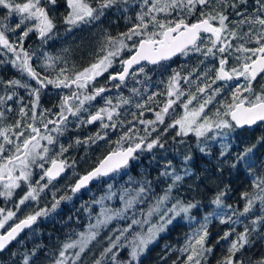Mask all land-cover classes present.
Masks as SVG:
<instances>
[{
    "label": "snow or ice",
    "instance_id": "obj_1",
    "mask_svg": "<svg viewBox=\"0 0 264 264\" xmlns=\"http://www.w3.org/2000/svg\"><path fill=\"white\" fill-rule=\"evenodd\" d=\"M57 2L58 0L21 2L0 0V8L7 10L0 16V66L10 64L21 77L4 79L0 76V197L11 200L17 189L22 185L27 187V191L14 202L15 210L0 207V252H3L25 229H31L40 217L54 211L60 200L71 198L61 196L56 199L53 194L54 202L51 209L38 207L41 193L66 168L75 166L74 160L69 163L67 158H62L68 148L59 144V138L72 128L99 122L100 131L83 140L76 138L75 144L78 145L106 140L108 130L115 131L118 127L124 129L123 134L115 141L116 148L100 159L91 171L80 176L72 186L71 191L76 193L90 181L126 168L139 151H150L156 146L163 148L164 144L161 143L159 134L151 140L148 138L152 132L157 131V125L165 124V119L170 118V110L175 111L174 105L182 107L183 113L172 119L164 132L168 129H178L176 133L178 136L192 133L197 138L215 139L227 137L237 128L264 122V84H261L259 89L254 87L257 77L264 80V0H251V3L250 0H66L68 12L63 17V23L69 26L67 30L100 21L110 10L121 14L133 10L135 22L127 31L115 35L105 30L95 52L94 61L79 70L70 69L66 61L64 67L55 70L54 65L60 58L47 55L44 67L53 69L56 73L54 77H50L43 75L33 66L34 54L25 47L24 41L33 33L43 43L55 35L56 22L49 14V10L54 9ZM13 16L17 17L14 21ZM193 16H196V19L189 22ZM10 33L16 34V42L10 40ZM125 52L130 53L127 58H123ZM190 53H199L205 60L213 58L212 68H206L195 80L192 79V75L197 69H193V72L186 76L174 72L167 81L165 92H153L135 103V108L141 110L140 114L138 116L136 112H132L133 119L127 121L128 126L125 127L120 109L124 105H132V98L121 95L114 103V98L108 95L111 88L107 84L98 86V78L108 73L106 79L111 83V87L120 89L129 78L135 80L141 73L147 78L142 62L157 65L177 54L187 56ZM117 61L120 70L110 72ZM200 63L203 64L204 61ZM209 72L212 73L211 76ZM241 78L244 83H236L234 87L228 89L229 98L218 102L220 107H216L213 119L205 111L206 108L225 91L229 82H239ZM181 80L185 84L191 82L190 87L182 88ZM218 81L222 83L213 88ZM49 85L67 90L59 94V103L53 106L55 111L52 108H42L40 104L41 93ZM191 85L195 86L194 90ZM18 89L26 91L27 103ZM131 92L136 96L142 95L135 87ZM160 95L167 97L162 106L156 99ZM151 104H156L159 110L150 107ZM145 111L153 112L155 119H141ZM14 112L12 122L6 123L9 115ZM136 123L145 125L143 136L139 135L141 129L136 127ZM209 133L213 134L212 137H208ZM258 142L264 143V137ZM57 145L58 152L54 150ZM229 148L230 144L223 146L220 153L221 163L218 166L227 164L230 169L238 167L246 169L253 177L252 188L241 193V199L244 201L242 209L225 204L226 189L216 194L210 201L215 208L203 216L199 226L178 250L184 256L181 264H206L207 256L213 251V247L208 245L209 224L213 218L222 224H236L240 222L241 217L249 215L254 217L251 220V227L245 225L242 232L236 233L235 239L230 242L227 249L228 254L219 261V264H246L237 253L251 242L250 232H254L257 226L264 225V166L259 172L255 171L256 165L252 159L255 144L232 152L230 159ZM204 150L201 148V151ZM50 152L52 155H49ZM45 163L50 166L45 168ZM34 167L42 170L39 180L35 182L32 181ZM188 174L189 170L185 169V175ZM162 175L171 176L172 183L147 213L148 217L154 212L159 213V222L150 224L146 231L135 232L130 245V259L117 261V254L113 253V249L120 243L121 238L125 237L133 225L150 223L149 220L133 218L126 228L117 230L119 235L114 240L111 236L108 237L110 246L101 252L100 258L96 259L94 264H102L108 253H113L111 259L115 264H133L134 261L139 264L140 255L176 217L183 214L186 218L195 219L191 212L192 209L199 207L198 203L191 201L185 203L179 197L175 198L170 206L161 210V205L172 199V191L184 179L174 170L164 172ZM147 190L141 186L135 195H130V191L124 189V194L120 196L124 201L123 207L120 209L102 207L96 222L89 223L86 231L77 233V238L69 237L63 242L50 264H84L82 256L89 250L93 241L97 240L100 229L114 219L125 218L128 210L141 202ZM114 195V192H110L96 203L103 204ZM29 202H36L37 208L24 215L23 210L30 206ZM18 213L23 218H18ZM234 232V228L225 231L220 239L227 240ZM37 250L22 253V264H32ZM247 264H251V260ZM256 264H264V259L257 261Z\"/></svg>",
    "mask_w": 264,
    "mask_h": 264
},
{
    "label": "trees",
    "instance_id": "obj_2",
    "mask_svg": "<svg viewBox=\"0 0 264 264\" xmlns=\"http://www.w3.org/2000/svg\"><path fill=\"white\" fill-rule=\"evenodd\" d=\"M6 11L0 8V16H3ZM67 12L66 0H58L55 8H50L49 10V13L67 14ZM195 19L196 16H193L189 22ZM61 20L63 23V19ZM133 22H135V11L129 10L126 14H121L115 10H110L100 21L93 24L81 25L80 27L72 28L68 32L67 27H63L61 30L63 38L66 36L70 38L75 33L81 36L78 42V47L81 49H76L75 51L74 48H69L74 38L68 43L65 42L70 39H63L60 52L62 67H64L65 61L70 69L75 62L89 63L94 61L90 56L94 51V46H99L105 30L115 35L119 32L127 31L129 28L127 25ZM188 57L190 73L193 72V69H197L194 74L198 76H201V73L206 68H212L213 66V58L211 57L205 60L199 53H190ZM202 60L204 61L203 64L200 63ZM209 74L210 76L212 75L211 72ZM168 80L169 76L164 80H159L158 77V83H163L164 85V90L159 91V93L166 91L165 87ZM236 83L239 82H230L224 93L230 96L228 89L234 87ZM261 84H264V80L259 77L254 87L259 89ZM160 97L165 98L166 95H160ZM133 101L137 102V99L134 98ZM136 110L132 108L133 112H136ZM137 111L140 113V110ZM14 117L9 115V120L6 123H11ZM236 132L235 138L233 137L231 141V148L228 150L229 159L232 152L255 144L252 159L256 165L255 171L259 172L261 167L264 166V143L258 142L264 137V125L259 124L256 128L238 130ZM160 140L164 146L167 143L170 144L168 137H161ZM189 145L190 153L188 157L190 159L186 161H182V156H179L180 159H177V156H173L171 159L170 149L169 161H173L172 166L165 164L160 151L157 150L152 157L148 156L147 167L142 173V177L137 178V181L144 183V187H146L145 183L149 182L155 189L162 190V185L169 186L172 183L171 176L162 175L163 171L171 172L174 167L176 173L184 177L183 181L179 182L178 186L172 191L174 198L179 197L185 203L191 201L199 205L198 208L192 209L191 212V216L195 219L186 218L181 214L180 218L168 225L164 232L158 236L139 258V264H173L174 261L176 264H181L184 256L178 250L184 246L186 238L191 235L192 231L199 226L203 216L215 208V205H212L210 201L215 198L216 194L226 189L225 204H231L242 209L244 201L241 199V193L250 191L252 188L253 177L246 169L241 167L230 169L227 164L222 167L218 166L221 163L220 153L223 151L220 145L214 144L199 147L196 145L193 136H189ZM201 148L205 150L201 151ZM185 169L189 170L188 175H185ZM130 172L133 175L138 174L134 167L130 168ZM107 181L109 180L106 179L105 182ZM122 181L123 179L119 178L115 183ZM102 193V183L95 185L92 200L98 198ZM151 200L152 198H149L147 202H151ZM3 201V197H0L1 207L12 208V206ZM61 202L64 205L63 210L57 212L56 217L51 218L50 221L40 217L31 232L21 234L6 251L0 253V264H22V253L31 252L33 249L38 250L33 257L32 264H50L62 243L69 237L73 238L76 229L80 227V220L82 218L86 220L90 216V212H88L89 199L86 196L71 197L70 199H63ZM23 211L24 215L30 213L28 207ZM226 211H230V209H226ZM92 212L94 215L96 208H92ZM17 217L22 218L23 216L18 213ZM249 217L251 220L254 218L251 215ZM245 225L251 227V222L249 219H243V217L236 224H222L218 219L213 218L209 224L210 236L208 238V245L213 247V251L207 256L206 264H219V261L228 254L227 249L230 246V242L235 239L236 233L244 230ZM233 228L235 232L232 236L227 240L220 239L225 231ZM250 241L241 252L237 253V256L244 259L246 264L249 260H251V264H256L257 261L264 259V225H259L254 232H250ZM104 264H115V262L106 259ZM133 264H136V262L134 261Z\"/></svg>",
    "mask_w": 264,
    "mask_h": 264
},
{
    "label": "flooded vegetation",
    "instance_id": "obj_3",
    "mask_svg": "<svg viewBox=\"0 0 264 264\" xmlns=\"http://www.w3.org/2000/svg\"><path fill=\"white\" fill-rule=\"evenodd\" d=\"M51 16L54 17L55 22H56V29L55 35H53L50 39L47 40L46 43H43L36 34H30L28 38L25 39L24 45L25 47L33 53V66L36 67L37 71H40L43 75H48L50 77L55 76V70H58L60 67H62L60 59L56 61V64L54 65L55 70L53 69H47L44 67L46 60L45 57L47 55H51L53 57H59L60 58V52L62 49V40L63 39H70L66 41L65 43H68L69 41H72L69 46V48H74L76 49H81L78 47V42L81 36H78L73 34V36H68L63 38V35L61 34V30L63 27H67L68 25H65L62 23L61 19L67 14H60V13H49ZM17 19V17L13 16L12 21ZM131 24H128L127 27H130ZM72 30V28H71ZM71 30H67L71 31ZM10 40L13 42H16V34L15 33H10L9 34ZM68 45V44H67ZM98 46H94V51L91 54V58L95 59V52L97 50ZM130 53L125 52L123 55V58H127ZM11 56V54H9ZM93 62V61H91ZM89 62V63H91ZM89 63H81V62H75L72 64V70H79L83 67L88 66ZM145 67V73L147 74V78L145 77L144 73H141L137 76L135 80L129 78L126 82L125 85H122L120 89L112 88L111 83L107 81V76L108 73H105L104 76L99 77L97 81V85L101 84H107L109 88H111L112 93H116L114 101L117 102L116 98L118 96H123L126 98H134L137 99V102L142 101L144 98L147 97V95H150L153 92H158L164 90V85L163 83H158V77L159 80H164L166 79L167 76L169 78L173 75L174 72H180L181 76H186L188 75V69H189V57L181 55L173 60L169 61H162L160 64L153 65L149 64L147 62L142 63ZM73 66H75L73 68ZM134 67H139V66H134ZM5 70V71H4ZM120 70V64L119 62L117 65L113 68H111L109 71L110 72H115ZM3 71V72H2ZM210 75V74H209ZM0 76H2L4 79H10V78H21L20 74L17 72V70L12 67L10 64L6 66H0ZM259 77H257L258 79ZM194 79V78H192ZM137 81H141L138 83ZM184 81L182 80L180 83H183ZM29 83L34 84V81H29ZM114 83V82H113ZM222 82H217V85H213V88L217 87L220 85ZM230 83V82H229ZM239 83H244L243 78L239 81ZM137 88L140 90L141 94L140 96H136L131 92L132 88ZM167 87V85H166ZM165 87V89H166ZM19 94L21 96L25 97V103L28 101V97L26 94V91L24 89H18ZM67 92V90H61L57 89L51 85L48 86V88L44 89L41 93V99H40V104L42 108H52L53 111H55V108L53 107L54 105H57L59 103L60 95ZM110 92V93H111ZM108 93V95H110ZM156 99L160 102V106H162L163 102L167 99L161 98L160 96H157ZM102 103V102H100ZM135 101H133V107L132 105H124L120 111L122 113L121 119L125 121V127H127V121L132 120L133 117L131 116L132 108L136 110L135 108ZM150 107L155 108L157 111L159 110V107L156 104H151ZM174 108L176 106L174 105ZM138 110V109H137ZM136 110L137 115L139 116V112ZM141 111V110H140ZM172 110H170L171 113ZM124 113H128V115H123ZM11 116H15V112L13 114H10ZM141 119L145 120H153L155 118L153 112L145 111L144 115L140 117ZM170 120V121H169ZM168 123H171V118H166L165 119V124L161 125V129H165ZM259 124L264 125V122L257 123L254 126L251 127H246L239 129L237 128L234 132V138L235 135L237 134L236 131L238 130H244V129H250V128H256ZM136 127L140 129L142 127L141 124L136 123ZM123 128L118 127L115 131L108 130V137L106 140H101L97 141L96 143H89V144H75L76 138H80L81 140L85 139L89 135H94L97 131H100L99 128V122L93 125H87L84 127H78V128H72L69 132L65 133V135L61 136L59 138V144H63L65 147L68 148V151L64 153V157L62 158H67L69 160V163H71L73 160L75 161V166L74 168H66V172L61 175L60 177L56 178L55 180L52 181V183L48 186L47 189L43 193H41V197L39 200L38 207L39 208H44L47 207L51 209L52 203L54 202L53 200V194H55L56 199H59L61 196H68V197H83L86 196L89 199V204H88V212H92V198L94 195V188L95 185H98L102 183L103 190H104V183L105 180H111L114 178V176L120 172H125L120 176L119 178L123 179L125 176L128 178H140L142 177V173H144L145 168L147 167V163L149 161L148 156H151L156 154V151L159 150L163 160H165V164L172 165V160L169 161L170 159V149H171V159L173 156H177V159H180L179 156H182V161H186V157L189 156V151H188V143H189V136H178L175 131L172 129L171 132H164V136L168 137L170 140V144L167 143L163 148L161 147H154L153 149L149 150H143L139 151L136 154V158L130 160L128 166L126 168L121 169L118 173H112L109 176H103L98 179H95L92 183L88 184L86 187L82 188L79 192L73 193L71 191L72 186L77 182L80 176L86 174L88 171H91L94 167L97 166V163L100 159H103L104 156L108 154L109 151L113 150L116 148L115 141L119 139V137L123 134ZM142 134L141 136H143ZM158 135V132H152L151 136L148 138L151 140L152 138H155ZM175 138V139H174ZM188 140V141H187ZM71 145V147H69ZM127 147V145H125ZM56 152L59 151L58 145L54 149ZM49 155H52V152L49 153ZM176 158V157H175ZM50 165L45 163V168L49 167ZM134 167L136 171L138 172L137 175H133L130 172V168ZM42 174V170L39 167H34L33 169V175H32V181L35 182L39 180L40 175ZM118 178V179H119ZM46 181H41V183H45ZM27 191L26 185H22L20 189H17L13 198H12V208L14 209V202L21 197L24 192ZM4 202V201H3ZM36 202H29L30 206H28L29 212L35 211L36 206L34 205ZM63 202H61L58 205V207L54 211H50L47 216H44L43 218L45 220L50 221L51 218L56 217L57 212L63 210ZM1 207V206H0ZM27 208V207H26ZM15 210V209H14ZM89 217V216H88ZM23 218V217H22ZM89 221V218L86 220H83V218L80 220V227L83 228ZM33 228V227H32ZM31 229L27 230L26 232H31ZM25 232V233H26Z\"/></svg>",
    "mask_w": 264,
    "mask_h": 264
},
{
    "label": "rangeland",
    "instance_id": "obj_4",
    "mask_svg": "<svg viewBox=\"0 0 264 264\" xmlns=\"http://www.w3.org/2000/svg\"><path fill=\"white\" fill-rule=\"evenodd\" d=\"M17 2H20V0H17ZM117 63H118V61L114 64L113 67H115L117 65ZM188 73H190L189 69H188ZM197 76L198 75L193 74L192 75V78H194L193 80H195L197 78ZM190 84H191V82H189V84H185L183 82V83H181V86L184 89H188L190 87ZM191 88H192V90H194L195 86L191 85ZM226 88H228V86ZM110 95L114 98L116 93H112L111 92ZM227 98H229V95H226V93H224V92L221 93V95L217 96L215 98V100L213 101V104L209 105L206 108L205 111L209 115H211L213 117V119H215L214 113H215L216 107H220V103H218V102H222L223 100H225ZM114 99H113V102L116 103V101H114ZM182 99H184V98H182ZM222 110L223 109L221 108V111ZM182 113H183L182 107H176L174 112L171 111V113H170L171 122H172V119L178 118L179 115H182ZM144 127H145V125H142V127H140L141 131L139 132V135L144 134V132H143V128ZM160 127H161V125H157V132L160 135V138L161 137H165L164 136V129H161ZM171 130L172 129H168V132H171ZM173 130L175 131V133H177V131H178V129H173ZM234 132H232L227 137H216L215 139H211V138H197L192 133H189L187 136H193L196 145L199 146V147H202L204 145H209L210 146V145L218 144V145H220L223 148V146L225 144H230L231 145V141L233 139ZM212 135H213L212 133H209L208 137H212ZM187 136H185V137H187ZM156 147H159V146H156ZM187 147H188V151L190 153V145H189V143H188ZM169 166H172V165L169 164ZM173 170H174V167L171 170V172H173ZM123 173H125V172L122 171V172L116 174L113 179H111V180H109V181H107V182H105L103 184L104 187H105L104 190H103V193L100 196H98V198L94 199L92 201V203H91V207L92 208H96V213L94 215H93V212L90 213V216L88 217L89 218L88 223L83 228L76 229V231L74 233V236H73V239L77 238V233L82 232V231H86L87 225L89 223H95L96 222V218L100 214L102 207L103 208H109V209H120V208H122L123 205H124V201L120 199V196L124 194L123 193L124 189H128L130 191V195H135L136 192L138 191V189L141 186H144L143 182H139V181H137V179H134V178H128L127 176H125V178H123L122 182L115 183V181L120 176H122ZM163 173H164V171H163ZM171 179H172V177H171ZM109 185H111V188H109ZM145 186L147 187V188L146 187L145 188L148 189V190L143 194L141 202L137 203L134 208L129 209L128 212L125 214V218H123V219H119V218L118 219H114L106 227H103V228L100 229V234L97 237V240L93 241L92 245H90V247H89V250L86 251L84 253V255L82 256V260H83L84 264H94V261L96 259L100 258L101 252L106 247L110 246V242H109L108 237L111 236L113 238V240H114L115 237L119 235V231H117V230L118 229H122V228H126L133 218H135L136 220H141V221L149 220L150 223H142V224H139V225H133L132 229L128 233H126L125 237L121 238L120 243L117 245V247L115 249H113V253L117 254V257H116L117 261H127V260H129L130 259V252H131V246L130 245H131V241H132L134 233L135 232H139V231H146L147 228L150 226V224H155V223L159 222V213H155L154 212V214L151 217H148L147 213L156 204L157 199L164 195V192L168 188V186L167 185H162L161 186L162 190H157L152 185H150V188H149V183H145ZM110 192H114L115 193V195L111 199L105 200L103 202V204L96 203V201H99L101 197H104V196L108 195ZM171 197H172V199H170L168 202H166L165 205H161V210H163L164 207L170 206L174 202L175 198L173 196V193H171ZM149 198H152L151 202H147V199H149ZM3 199H4V202L6 204L12 206L10 204V203H12V199L11 200H7L4 197H3ZM34 205L37 207L36 203H34ZM10 209L14 210L13 208H10ZM178 218H180V216L176 217L173 221H175ZM243 219H247V220L249 219L250 222H251V219H250L249 216L243 217ZM162 232H164V231H162ZM162 232H160L158 234V236ZM158 236L156 237V239L158 238ZM113 253H108L107 256H105L104 259L102 260V264L105 263L106 259H110L111 261H113L111 259ZM144 253L145 252H143L142 254H144ZM142 254L140 255V257L142 256Z\"/></svg>",
    "mask_w": 264,
    "mask_h": 264
},
{
    "label": "water",
    "instance_id": "obj_5",
    "mask_svg": "<svg viewBox=\"0 0 264 264\" xmlns=\"http://www.w3.org/2000/svg\"><path fill=\"white\" fill-rule=\"evenodd\" d=\"M179 56H181V54H177L176 56H173L170 60H173V59H175V58H177V57H179ZM167 61H169V60H167ZM142 63H144V62H142ZM258 123H261V122H258ZM255 125H256V124H255ZM252 126H254V125H252ZM246 127H251V126H245L244 128H246ZM239 129H242V128H239ZM129 162H130V161H129ZM65 172H66V169H65V171H64L63 173H61V175H63ZM111 174H112V173H111ZM61 175H60V176H61ZM60 176H58V177H60ZM58 177H57V178H58ZM94 180H95V179H94ZM94 180L90 181L88 184L92 183ZM33 226H34V225H33ZM33 226H32V227H33ZM27 230H29V229H25L23 232L20 233V235L23 234V233H25ZM20 235H19V236H20ZM19 236H18V237H19ZM18 237H17V238H18ZM14 241H15V240H14ZM14 241H12V243H13ZM12 243H11V244H12ZM11 244H9L8 247H7L4 251H6V250L9 248V246H10ZM4 251H3V252H4ZM0 253H2V252H0Z\"/></svg>",
    "mask_w": 264,
    "mask_h": 264
}]
</instances>
